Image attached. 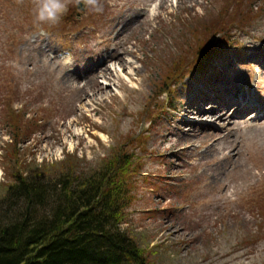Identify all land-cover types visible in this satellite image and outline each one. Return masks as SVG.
Listing matches in <instances>:
<instances>
[{"label": "rangeland", "instance_id": "rangeland-1", "mask_svg": "<svg viewBox=\"0 0 264 264\" xmlns=\"http://www.w3.org/2000/svg\"><path fill=\"white\" fill-rule=\"evenodd\" d=\"M101 4L103 11L97 13L72 3L58 23L38 25L32 0H0V197L12 182L3 162L9 129L2 116L14 111L24 114L26 122L38 120V129L19 145V152L22 161L56 163L38 171L43 177L68 168V157L77 172H94L120 148L141 158L139 177L161 182L162 188L141 180L121 229L147 250L151 264H264L261 219L250 205L264 191V124H213L204 118L191 120L180 111L190 99L202 98L208 83L223 94L247 88L248 96L264 105V70L252 62L264 57V14L249 26L234 27L233 38L220 48L203 52L199 68L166 95L158 82L165 63L185 44L182 31L188 15L215 14L219 1ZM123 23L126 27L116 37ZM113 49L125 66L107 63L113 77L92 73L101 53ZM63 51L71 53V63L57 57ZM212 68L216 74L207 78ZM70 70L75 72L69 74ZM155 93L170 109L149 125L147 109ZM183 118L201 124V129L202 124L215 125L211 130L222 139L189 141L180 132L187 129ZM218 126L228 127L216 130ZM169 131L175 136L165 142L163 135ZM231 144L235 151L229 150Z\"/></svg>", "mask_w": 264, "mask_h": 264}, {"label": "trees", "instance_id": "trees-1", "mask_svg": "<svg viewBox=\"0 0 264 264\" xmlns=\"http://www.w3.org/2000/svg\"><path fill=\"white\" fill-rule=\"evenodd\" d=\"M215 1H219L215 14L188 15L182 31L185 44L180 45L179 55L165 63L158 82L157 88H166L165 93L199 68L203 52L209 54L231 41L234 27L249 26L264 14V0ZM184 56L189 59L183 60ZM160 97L155 93L148 105L149 125L170 109ZM3 113L9 129L3 162L12 182L0 197V205L6 207L0 213V264H151L147 250L121 229L137 184L146 179L143 184L162 188L161 182L139 177L144 166L141 158L120 148L94 172H77L68 157V168L43 177L41 170L56 163L22 161L19 152V145L38 129V120L26 122L24 114ZM42 113L48 114L46 109ZM18 204L19 212L8 213ZM250 205L253 215L258 213L261 219L259 234L264 238V191Z\"/></svg>", "mask_w": 264, "mask_h": 264}, {"label": "bare ground", "instance_id": "bare-ground-1", "mask_svg": "<svg viewBox=\"0 0 264 264\" xmlns=\"http://www.w3.org/2000/svg\"><path fill=\"white\" fill-rule=\"evenodd\" d=\"M132 15H130L131 18ZM126 23H123L119 29H117L115 36L117 37L119 33L125 29ZM99 55V54H98ZM101 60L100 62L92 66L90 69L96 71L97 74H102L105 76H112L113 72L112 70L107 66V63L115 61L120 66H125L126 62H124V59L121 54L117 53L115 49H113L110 53H101ZM253 61H257L258 64L263 68L264 70V57L258 61L253 58ZM75 72V70H74ZM74 72L70 73L73 74ZM95 73V74H96ZM216 74V70H213V68L208 73L207 78L212 77ZM92 78V77H91ZM206 78V79H207ZM81 79H86V75L82 76ZM78 80V79H77ZM220 80H215V86L220 88L221 85L219 83H216ZM92 82H95V77L92 78ZM208 90L205 92L204 96L198 97V100H192L190 99L189 103L186 106H181L180 111L182 114L186 115L191 120H195L196 118H204L205 120H210V122L215 123H222L226 124L228 126H238L241 128L243 126L250 128L252 126H258L259 124H264V105L260 104L258 100H256L252 95L248 96L247 91L244 90L240 91L237 90L233 95L232 94H223L222 91H217L211 89L212 84H207ZM83 90V88H82ZM98 92H104V89H100V87H97ZM189 94H192V92H189ZM188 94V95H189ZM90 101L93 99H96V96H87ZM234 105V111L231 112L229 106ZM254 112V119L250 121L249 116L247 115L248 112ZM181 121H185L187 129H184L183 131H180L184 138L188 139L189 141L193 139H207L206 141L208 143L210 142H217L218 140L222 138H217L216 133L217 131L211 130L212 127H215V125L212 127L208 124H202V128H199L201 124H197V122H189L185 120V118L181 119ZM228 126H218L216 130L221 129H227ZM207 127V129H206ZM210 127V128H209ZM175 136V132H168L163 135V141L168 140L169 137ZM162 141V142H163ZM166 142V141H165ZM229 150L235 151V145L231 144L229 147ZM236 154L238 152H235ZM234 153V154H235ZM228 155L231 156V152H228Z\"/></svg>", "mask_w": 264, "mask_h": 264}, {"label": "clouds", "instance_id": "clouds-1", "mask_svg": "<svg viewBox=\"0 0 264 264\" xmlns=\"http://www.w3.org/2000/svg\"><path fill=\"white\" fill-rule=\"evenodd\" d=\"M75 3L93 12H102L101 0H32L35 21L39 24L54 25L60 21L67 12L68 5ZM62 59L71 63V53H66Z\"/></svg>", "mask_w": 264, "mask_h": 264}]
</instances>
